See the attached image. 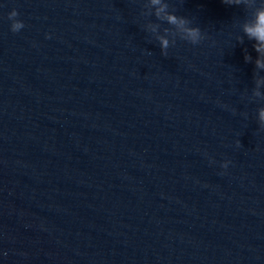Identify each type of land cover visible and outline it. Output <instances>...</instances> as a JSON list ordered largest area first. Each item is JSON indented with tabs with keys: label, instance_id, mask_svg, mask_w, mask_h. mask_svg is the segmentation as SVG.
<instances>
[{
	"label": "water",
	"instance_id": "obj_1",
	"mask_svg": "<svg viewBox=\"0 0 264 264\" xmlns=\"http://www.w3.org/2000/svg\"><path fill=\"white\" fill-rule=\"evenodd\" d=\"M163 2L0 0V264H264L259 0Z\"/></svg>",
	"mask_w": 264,
	"mask_h": 264
},
{
	"label": "clouds",
	"instance_id": "obj_2",
	"mask_svg": "<svg viewBox=\"0 0 264 264\" xmlns=\"http://www.w3.org/2000/svg\"><path fill=\"white\" fill-rule=\"evenodd\" d=\"M244 3L246 5H252L253 0H227L229 4H239ZM149 3L153 6V12L158 19H161L165 24L172 25L177 28L184 36L185 39L192 43H196L200 38L201 31L200 28L191 24L186 17L177 16L175 13L167 10V5L163 0H149ZM7 17L10 20V30L15 32L23 27V22L20 19H16L17 11L12 8L7 12ZM152 31H155V27L149 25ZM240 29L249 41L252 42V48L255 51V57H251L247 52L244 54L245 60L252 59L253 64L257 69H264V0H259L258 3L252 8L251 14L240 24ZM157 34V39L159 40L160 47L162 51L168 46V38L163 32ZM237 40H241L242 37L237 36ZM261 78H256V83L259 84ZM257 95L259 92L256 91ZM257 120L264 124V106L257 109L256 112ZM228 161H221V167H226Z\"/></svg>",
	"mask_w": 264,
	"mask_h": 264
}]
</instances>
